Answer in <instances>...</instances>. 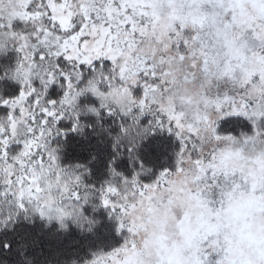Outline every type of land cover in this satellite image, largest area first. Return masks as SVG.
I'll use <instances>...</instances> for the list:
<instances>
[{"label": "snow or ice", "instance_id": "obj_1", "mask_svg": "<svg viewBox=\"0 0 264 264\" xmlns=\"http://www.w3.org/2000/svg\"><path fill=\"white\" fill-rule=\"evenodd\" d=\"M161 131L176 139L170 162L144 147ZM70 141L84 155L64 162ZM98 208L118 246L28 256L29 226L91 232ZM168 215L175 235L160 243ZM5 255L264 264V0H0Z\"/></svg>", "mask_w": 264, "mask_h": 264}, {"label": "trees", "instance_id": "obj_2", "mask_svg": "<svg viewBox=\"0 0 264 264\" xmlns=\"http://www.w3.org/2000/svg\"><path fill=\"white\" fill-rule=\"evenodd\" d=\"M11 55V54H10ZM109 123L111 121H108ZM233 125L229 121L222 122L223 129H231ZM80 140L81 138H76ZM149 150H155L158 147L159 155L158 162H170L172 159L171 153L176 147V139L174 135L167 131L157 132L150 137L144 145ZM143 151V149H142ZM77 155L83 156V153L78 152L75 142L70 141L69 147L62 153L64 162L72 161ZM92 215L98 221L91 232L81 231L75 226L70 225L67 231L58 232L54 239H49V229L41 231V226L36 223L34 226H29L28 230L33 235H38L39 246L28 250V256H34L43 251L48 252L50 248H58L65 253L73 250L80 253H87L89 250H103L108 251L111 247L118 246L122 242V235L115 231V221L108 216L104 208H98ZM8 264H13L16 259L15 255H5Z\"/></svg>", "mask_w": 264, "mask_h": 264}, {"label": "clouds", "instance_id": "obj_3", "mask_svg": "<svg viewBox=\"0 0 264 264\" xmlns=\"http://www.w3.org/2000/svg\"><path fill=\"white\" fill-rule=\"evenodd\" d=\"M186 210L188 211L189 215L193 218L191 223H185L183 226L185 230H192L198 227L201 223V212L197 209L195 205L188 204L186 207ZM178 227V226H177ZM160 228V240L158 242L162 243L164 236H167L169 238L173 237L175 235L174 233V221L170 215L167 216L166 219L163 220V222L159 225ZM166 229V231H165Z\"/></svg>", "mask_w": 264, "mask_h": 264}]
</instances>
